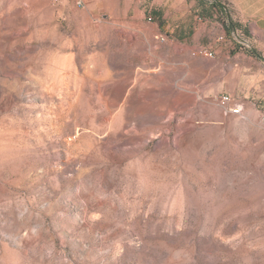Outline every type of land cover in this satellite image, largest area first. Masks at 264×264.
I'll use <instances>...</instances> for the list:
<instances>
[{
	"label": "rangeland",
	"instance_id": "rangeland-1",
	"mask_svg": "<svg viewBox=\"0 0 264 264\" xmlns=\"http://www.w3.org/2000/svg\"><path fill=\"white\" fill-rule=\"evenodd\" d=\"M81 3L0 0V264H264V146L113 129Z\"/></svg>",
	"mask_w": 264,
	"mask_h": 264
},
{
	"label": "crops",
	"instance_id": "crops-1",
	"mask_svg": "<svg viewBox=\"0 0 264 264\" xmlns=\"http://www.w3.org/2000/svg\"><path fill=\"white\" fill-rule=\"evenodd\" d=\"M78 3L75 10L86 20L79 25L98 33L104 44L101 57L108 69L100 77H113V129L182 131L176 140L191 131L190 138L198 140L197 131L229 130L241 117L244 143L255 137L264 146L263 125L253 122L262 114L257 102L264 101V0ZM225 4L233 9L230 15ZM227 18L252 36L253 51L235 45ZM223 95L241 111H229ZM255 126L261 134L253 133Z\"/></svg>",
	"mask_w": 264,
	"mask_h": 264
},
{
	"label": "built area",
	"instance_id": "built-area-1",
	"mask_svg": "<svg viewBox=\"0 0 264 264\" xmlns=\"http://www.w3.org/2000/svg\"><path fill=\"white\" fill-rule=\"evenodd\" d=\"M228 15H230V11H228V7L225 8ZM152 19V18H149ZM227 24L229 26L228 30H230L231 38L233 39L235 45L237 47H241L248 51L254 50V43L252 36L246 31L244 27H232L231 20L227 18ZM204 53L208 56H213V52L211 51H204ZM231 101V97L229 95H223L221 98V102L228 106L229 102ZM228 110L234 113H239L241 111L240 105L235 106H228Z\"/></svg>",
	"mask_w": 264,
	"mask_h": 264
},
{
	"label": "trees",
	"instance_id": "trees-1",
	"mask_svg": "<svg viewBox=\"0 0 264 264\" xmlns=\"http://www.w3.org/2000/svg\"><path fill=\"white\" fill-rule=\"evenodd\" d=\"M231 25H232V27H240V26L236 25L232 20H231ZM228 35H230V30H228Z\"/></svg>",
	"mask_w": 264,
	"mask_h": 264
}]
</instances>
